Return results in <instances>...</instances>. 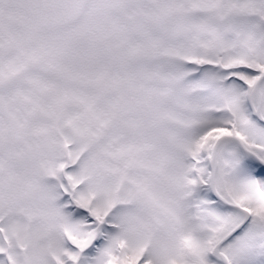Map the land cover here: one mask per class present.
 <instances>
[{
  "label": "snow or ice",
  "instance_id": "snow-or-ice-1",
  "mask_svg": "<svg viewBox=\"0 0 264 264\" xmlns=\"http://www.w3.org/2000/svg\"><path fill=\"white\" fill-rule=\"evenodd\" d=\"M0 264H264V0H0Z\"/></svg>",
  "mask_w": 264,
  "mask_h": 264
}]
</instances>
